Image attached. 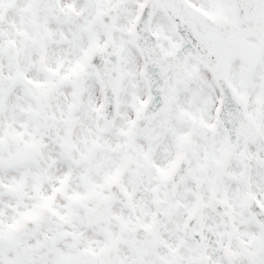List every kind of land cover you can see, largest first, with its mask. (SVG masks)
Here are the masks:
<instances>
[{
	"label": "snow or ice",
	"instance_id": "obj_1",
	"mask_svg": "<svg viewBox=\"0 0 264 264\" xmlns=\"http://www.w3.org/2000/svg\"><path fill=\"white\" fill-rule=\"evenodd\" d=\"M0 264H264V0H0Z\"/></svg>",
	"mask_w": 264,
	"mask_h": 264
}]
</instances>
